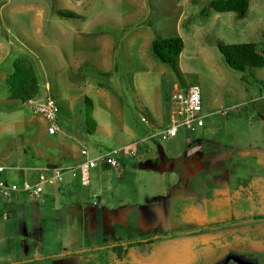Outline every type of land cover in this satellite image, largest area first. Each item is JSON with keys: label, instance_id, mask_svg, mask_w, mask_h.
<instances>
[{"label": "rangeland", "instance_id": "obj_1", "mask_svg": "<svg viewBox=\"0 0 264 264\" xmlns=\"http://www.w3.org/2000/svg\"><path fill=\"white\" fill-rule=\"evenodd\" d=\"M207 3L0 0V161L18 168L2 176L31 180L37 170L24 167L73 164L85 158L84 147L91 157L123 149L115 154L118 167L91 169L88 186L67 173L60 187L48 183L38 198L0 194V264H264V238L237 237L241 230L225 228L243 221L264 225V216L254 218L264 215V188L254 191L260 203L254 209H209L204 203L212 185L224 183L223 173L232 187L252 183L257 173L245 160L253 152L245 159L231 154L212 169L201 166L199 153L188 154L197 139L205 147L226 145L231 152L241 147L233 141L241 139L250 140L247 149H264V67L233 69L218 48V41L256 42L264 52V0H251L248 15L233 20L231 30L221 22L227 17H216L200 43H193L196 34L185 36L184 82L152 50L156 37L179 35L182 10L197 12ZM63 11L77 17L60 16ZM19 56L33 60L39 79V96L28 103L9 95L8 79ZM107 71L111 75L101 74ZM191 83L201 86L205 124L181 128L168 139L148 137L169 123L174 87ZM47 96L61 109V131L55 135L35 109ZM87 117L96 123L93 132ZM234 123L245 127L239 130ZM174 161L180 171L171 168ZM167 190L174 194L171 204L165 201L170 208L161 202ZM208 224L220 228L201 238L198 233Z\"/></svg>", "mask_w": 264, "mask_h": 264}, {"label": "crops", "instance_id": "obj_2", "mask_svg": "<svg viewBox=\"0 0 264 264\" xmlns=\"http://www.w3.org/2000/svg\"><path fill=\"white\" fill-rule=\"evenodd\" d=\"M194 1L195 0H192V2H194ZM209 2H210V0H208V3L197 12H191L188 9H186V11L182 10V12L179 15L178 22H177V27H178L177 32L180 36H182L183 39L185 38V36L188 33L191 35L196 34V36L194 35L195 37L192 38L193 43L194 44L196 42L200 43L202 35L205 34L207 28L214 25L215 22H218L216 17H219L218 18L219 20L221 19V17H227L226 20L221 21L222 24H224L226 26L227 30H229V29L231 30L233 20L240 18L233 11L218 12V11L214 10L213 8H210ZM250 4H251V0H250ZM213 10L216 11L217 14H214ZM210 17H214V21L208 22L206 20V18H210ZM243 18H245V17H243ZM187 19H189V20H187ZM185 22L187 24H185ZM190 24H193V25H190ZM185 25L187 27V30H185L186 29ZM240 29L242 31V29H244V27H241ZM246 29L247 28L245 27V30ZM152 42H153V40H152ZM185 48H186V42H185L184 50H185ZM261 87L263 88V86H261ZM260 99H264V93L261 95ZM225 113H226V111L223 114H225ZM234 124H235L236 128H239V130L245 127V126L238 125L236 123H234ZM260 129H261V127H260ZM246 134H248V133H246ZM230 137L232 139V136H230ZM249 141L250 140H247V139H244V140L241 139L239 141H233V142H236L235 143L236 146L241 145L240 148H238V147L233 148V150L235 152L234 151L231 152V150L230 151L226 150L229 148H227L226 145L219 144V143H215L214 146L208 145L205 147L204 144L202 143V141H200L199 139H197L196 142L189 147L190 152L188 154L195 157L197 155V153H199V158H200L199 163H201V166L204 165V166H206V168L211 167V169L213 168V165L216 161L228 160V158L231 154L237 153L238 155H240V157H242L244 159L246 158V156L250 152H253V154H254V156L251 159L245 160V161H252L253 162V168H254L253 170H254V172L257 173L256 175H254L252 177V179H251L252 183L248 184L246 186L241 185V184H237V185L232 187L231 185H228L229 183L228 184L226 183L227 179L229 178L227 176L228 174L223 173L224 183L217 185V186H214V184H213L212 186H213L214 192L212 193L211 196H206V199L204 200V203L207 206V208L220 210L223 207V208H232V210H236V211H239V210L244 211L246 209H254L260 204L256 200V198H257L256 194L257 193L255 194L254 191H256L257 189L264 188V149L262 147H259V148L257 147L255 150L247 149L248 148L247 146H252V145H250ZM204 148H205V151H202V149H204ZM137 151H139V148H137ZM142 154L143 153L141 152V155ZM178 154H176L173 158L175 161L180 160V159H178L180 157V155H178ZM81 159L80 158L78 160L74 159V160H72V163L78 162ZM175 161H174V163H172L173 166H171V168L175 171L176 170L180 171V169H177V167H175V164H176ZM118 166H116V167H118ZM104 168L105 169H112L114 167L105 166ZM179 171L176 172V177L178 179V182L180 179V176H179L180 172ZM181 172H184V171H181ZM194 179H195V177H193L192 180L189 179V181L193 182ZM205 180H206L205 183L211 184L210 182H208V180L206 178H205ZM72 181H74V180H72ZM172 187L175 188L176 184L173 185ZM179 191L180 190H178L177 193ZM170 192H171V190L170 191L167 190V191H163L161 193L164 195V199L161 201L162 203L166 204V202H168V204H171L172 196H174V194L169 195ZM185 195L186 194L183 191L182 197H184ZM18 196H22V195H18ZM260 196L264 197V191L261 192ZM23 197H25V196H23ZM168 204H166V208L167 207L170 208V205H168ZM261 205L264 208V200H261ZM260 216H264V215L255 216L254 218H258ZM252 223L251 222L245 223V221L237 222V223L234 222L230 226H225V228L226 227H233V228L236 227V229L241 230V232H238L239 235L237 237H245L247 234H248L247 236H250L253 234V237L264 238V232H262V231H264V229L261 232H256V230L264 228V225H262V223L260 221H256L253 223L252 226H250ZM257 223H259V224H257ZM207 226H209V227H205L206 228L205 230L198 233L201 238L202 237H209V236H205V235H208L211 231H213L216 228H220L217 226H213L211 224H208ZM203 234H204V236H203ZM192 235H197V234L196 233L190 234L189 236H192ZM203 244H207V243L205 242ZM235 254L238 257L243 255V254H239V253H235ZM232 255L229 257L230 259L228 258L227 261H230L233 259ZM243 256H245V255H243Z\"/></svg>", "mask_w": 264, "mask_h": 264}, {"label": "built area", "instance_id": "obj_3", "mask_svg": "<svg viewBox=\"0 0 264 264\" xmlns=\"http://www.w3.org/2000/svg\"><path fill=\"white\" fill-rule=\"evenodd\" d=\"M170 114L169 123L161 129L149 134L148 137H159L168 139L176 137L181 128L192 130L194 127H202L205 124V114L203 113L204 103L201 86L197 83L188 85H176L170 94ZM36 112L40 113L47 121L48 133L51 135L58 134L61 131L59 125L60 106L58 101L52 96L45 97L36 104ZM222 114L225 111H221ZM123 149L109 151L96 157L89 156L87 147L81 150L85 158L69 165L48 164L44 167L37 168L33 166L24 167L25 170H37L36 178L25 179L22 182L10 181L2 176V173L18 169L14 166H7L0 161V194L3 196L22 195L27 197H41L45 190L46 184L50 183L60 187L64 182L65 174L71 173L72 177L80 179L84 186L90 185V171L98 167H116L120 164V159L115 155Z\"/></svg>", "mask_w": 264, "mask_h": 264}, {"label": "trees", "instance_id": "obj_4", "mask_svg": "<svg viewBox=\"0 0 264 264\" xmlns=\"http://www.w3.org/2000/svg\"><path fill=\"white\" fill-rule=\"evenodd\" d=\"M209 7L218 12L233 11L238 17L243 18L248 14L250 0H210ZM60 16L77 17V14L73 11H63L60 12ZM184 47L185 41L180 35H160L152 42V50L155 56L160 61L168 64L183 82L180 56ZM218 48L225 62L233 69L246 71L252 67H264V52L259 49L258 43L256 42L223 43L219 41ZM101 74L111 75V72L107 71ZM8 84L10 97L20 100L22 103L31 102L39 96V79L36 74L34 62L30 57L19 56L14 60V70L8 79ZM98 84L99 86H104L103 81H100ZM86 100V103L93 104L90 99ZM87 124L88 131L93 132L96 127L94 119L87 117ZM151 241V238L147 240V242ZM137 243L142 244L144 241L141 240ZM115 248L119 251L122 246L118 244Z\"/></svg>", "mask_w": 264, "mask_h": 264}, {"label": "flooded vegetation", "instance_id": "obj_5", "mask_svg": "<svg viewBox=\"0 0 264 264\" xmlns=\"http://www.w3.org/2000/svg\"><path fill=\"white\" fill-rule=\"evenodd\" d=\"M246 257L249 258V259H251V258L253 259L254 255H251V256L249 255V257L248 256H246Z\"/></svg>", "mask_w": 264, "mask_h": 264}]
</instances>
